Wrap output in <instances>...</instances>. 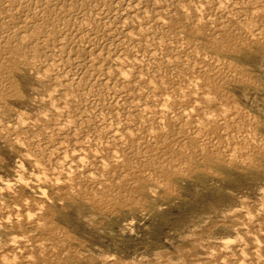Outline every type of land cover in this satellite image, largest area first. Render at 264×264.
I'll return each instance as SVG.
<instances>
[{"label": "rangeland", "instance_id": "1", "mask_svg": "<svg viewBox=\"0 0 264 264\" xmlns=\"http://www.w3.org/2000/svg\"><path fill=\"white\" fill-rule=\"evenodd\" d=\"M263 40L264 0H0V264H264Z\"/></svg>", "mask_w": 264, "mask_h": 264}, {"label": "bare ground", "instance_id": "2", "mask_svg": "<svg viewBox=\"0 0 264 264\" xmlns=\"http://www.w3.org/2000/svg\"><path fill=\"white\" fill-rule=\"evenodd\" d=\"M36 1V0H35ZM46 1V0H45ZM225 1V0H224ZM122 2V1H121ZM139 2V1H138ZM188 2V1H187ZM198 2V1H197ZM19 3V2H18ZM43 3H44V1H43ZM128 3V2H127ZM217 3V2H216ZM158 4V3H157ZM187 4V3H186ZM240 4V3H239ZM25 5V4H24ZM45 5V4H44ZM122 5V4H121ZM206 5V4H205ZM219 4H217V6H218ZM233 5V4H232ZM192 6V5H191ZM197 6V5H196ZM201 6V5H200ZM119 7V6H118ZM222 7V6H221ZM124 8V7H123ZM7 9V8H6ZM51 9V8H50ZM121 9V8H120ZM133 9H134V6H133ZM210 10V9H209ZM230 10V9H229ZM15 11V10H14ZM13 11V12H14ZM152 11V10H151ZM42 12V11H41ZM57 12V11H56ZM155 12V11H154ZM234 12V11H233ZM121 13V12H120ZM229 13H230V11H229ZM240 13V12H239ZM42 14V13H41ZM128 14V13H127ZM145 14V13H144ZM219 14V13H218ZM147 15V14H146ZM197 15V14H196ZM203 15V14H202ZM227 15V14H226ZM19 16V15H18ZM132 16V15H131ZM30 17V16H29ZM144 17V16H143ZM2 18V17H1ZM86 18V17H85ZM93 18H95V17H93ZM121 18V17H120ZM123 18V17H122ZM125 18V17H124ZM161 18V17H160ZM210 18V17H209ZM8 19V18H7ZM74 19V18H73ZM118 19V18H117ZM2 20H3V18H2ZM45 20V19H44ZM100 20V19H99ZM121 20V19H120ZM163 20H165V19H163ZM206 20H207V18H206ZM241 20V19H240ZM255 20V19H254ZM7 21V20H6ZM42 21V20H41ZM95 21V20H94ZM184 21V20H183ZM216 21V20H215ZM122 22V21H121ZM86 23V22H85ZM8 24V23H7ZM40 24V23H39ZM20 25V24H19ZM34 25V24H33ZM73 25V24H72ZM114 25V24H113ZM74 26V25H73ZM159 26H160V24H159ZM222 27V26H221ZM234 27V26H233ZM11 28V27H10ZM209 28H210V26H209ZM214 28V27H213ZM212 28V29H213ZM30 29H31V27H30ZM29 29V30H30ZM156 29V28H155ZM191 29V28H190ZM22 30V29H21ZM85 30H86V28H85ZM150 30V29H149ZM221 30V29H220ZM126 31V30H125ZM207 31V30H206ZM251 31V30H250ZM253 31V30H252ZM77 32V31H76ZM75 32V33H76ZM103 32V31H102ZM209 32V31H208ZM239 32V31H238ZM256 32V31H255ZM254 32V33H255ZM258 32V31H257ZM259 32H261V31H259ZM13 33V32H12ZM20 33V32H19ZM87 33V32H86ZM107 33V32H106ZM233 33H235V32H233ZM250 33V32H249ZM136 34V33H135ZM218 34V33H217ZM257 34V33H256ZM5 35V34H4ZM16 35V34H15ZM130 35V34H129ZM145 35V34H144ZM244 35H246L245 33H244ZM244 35H242V37L244 36ZM12 36V35H11ZM126 36V35H125ZM233 36V35H232ZM237 36V35H236ZM250 35H248L247 37H249ZM252 36H253V33H252ZM252 36H250V37H252ZM260 36V35H259ZM262 36V35H261ZM94 37V36H93ZM134 37V36H133ZM224 37H226V36H224ZM12 38V37H11ZM109 38V37H108ZM136 38V37H135ZM143 38H145V37H143ZM209 38V37H208ZM42 39V38H41ZM40 39V40H41ZM159 39V38H158ZM243 39V38H242ZM250 39V38H249ZM248 39V40H249ZM252 39H256V38H251L250 40H252ZM21 40V39H20ZM23 40V39H22ZM33 40V39H32ZM77 40V39H76ZM93 40H95V38L93 39ZM146 40V39H145ZM112 41V40H111ZM123 41V40H122ZM246 41V40H245ZM264 41V40H263ZM262 41V44L264 43ZM36 42V41H35ZM43 42V41H42ZM131 42V41H130ZM136 42V41H135ZM195 42V41H194ZM254 42V41H253ZM256 42V41H255ZM76 43V42H75ZM101 43V42H100ZM123 43V42H122ZM1 44V43H0ZM81 44V43H80ZM88 44V43H87ZM128 44V43H127ZM194 44V43H193ZM93 45V44H92ZM95 45H96V43H95ZM117 45V44H116ZM115 45V46H116ZM21 46V45H20ZM80 46V45H79ZM82 46V45H81ZM87 46V45H86ZM91 46V45H90ZM235 46V45H234ZM61 47V46H60ZM53 48V47H52ZM81 48V47H80ZM90 48V47H89ZM97 48V47H96ZM77 49V48H76ZM24 50V49H23ZM56 50V49H55ZM59 50V49H58ZM101 50V49H100ZM105 50V49H104ZM119 50V49H118ZM175 50V49H174ZM193 50V49H192ZM191 50V51H192ZM3 51V50H2ZM54 51V50H53ZM142 51L144 52V50L142 49ZM9 52V51H8ZM154 53V52H153ZM152 53V54H153ZM66 54H68V53H66ZM148 54V53H147ZM87 55V54H86ZM90 55V54H89ZM181 55V54H180ZM50 56V55H49ZM145 56V55H144ZM184 56V55H183ZM186 56V55H185ZM86 57V56H85ZM108 57V56H107ZM150 57V56H149ZM3 58V57H2ZM59 58V57H58ZM67 58V57H66ZM73 58V57H72ZM92 57H90V59H91ZM148 58V57H147ZM183 58V57H182ZM88 59V58H87ZM99 59V58H98ZM116 60H118V59H116ZM115 60V61H116ZM129 60V59H128ZM202 60V59H201ZM1 61H3V60H1ZM136 61V60H135ZM209 61V60H208ZM207 61V62H208ZM24 63H25V60L23 61ZM122 62V61H121ZM216 62V61H215ZM227 62V61H226ZM59 63V62H58ZM62 63V62H61ZM134 63V62H133ZM139 63V62H138ZM180 63V62H179ZM212 63V62H211ZM39 64V63H38ZM105 64V63H104ZM114 64V63H113ZM116 64V63H115ZM124 64V63H123ZM130 64V63H129ZM216 64V63H215ZM50 65H52V64H50ZM110 65V64H109ZM87 66V65H86ZM116 66V65H115ZM62 67V66H61ZM93 67V66H92ZM85 68V67H84ZM79 69V68H78ZM127 69V68H126ZM186 69V68H185ZM212 69V68H211ZM171 70V69H170ZM60 71V70H59ZM62 71V70H61ZM86 71V70H85ZM90 71H91V69H90ZM128 71V70H127ZM215 71V70H214ZM213 71V72H214ZM226 71V70H225ZM43 72V71H42ZM79 72V71H78ZM98 72V71H97ZM62 73H63V71H62ZM62 73L61 74H59L60 76L62 75ZM93 73V72H92ZM153 73V72H152ZM58 74V73H57ZM57 74L55 75V76H57ZM78 74V73H77ZM90 74V73H89ZM100 74V73H99ZM107 74V73H106ZM40 75V74H39ZM122 75V74H121ZM218 75V74H217ZM203 76V75H202ZM220 76V75H219ZM53 77V76H52ZM75 77V76H74ZM82 77V76H81ZM130 77V76H129ZM159 77V76H158ZM54 78V77H53ZM59 78V77H58ZM57 78V79H58ZM61 78V77H60ZM89 78V77H88ZM96 78H97V76H96ZM104 78V77H103ZM203 78V77H202ZM227 77H225L224 78V80L226 79ZM55 79H56V77H55ZM70 79V78H69ZM98 79V78H97ZM99 79H100V77H99ZM211 79H212V77H211ZM62 80V79H61ZM60 80V81H61ZM68 79H66V81H67ZM92 80V79H91ZM205 80H206V78H205ZM53 81H55V80H53ZM64 81V80H63ZM63 81H62V83H63ZM95 81V80H94ZM99 81V80H98ZM104 81V80H103ZM249 81V80H248ZM105 82V81H104ZM218 82V81H217ZM213 83V82H212ZM84 84V83H83ZM90 84V83H89ZM193 84V83H192ZM256 84V83H255ZM59 85H60V82H59ZM106 85V84H105ZM67 86V85H66ZM108 86V85H107ZM112 86V85H111ZM133 86V85H132ZM195 86H198V85H195ZM63 87H65V86H63ZM170 87V86H169ZM213 87V86H212ZM86 88H87V86H86ZM100 88V87H99ZM123 88V87H122ZM199 88V87H198ZM68 89V88H67ZM133 89V88H132ZM136 90V89H135ZM135 92V91H134ZM1 93V92H0ZM63 93V92H62ZM141 93V92H140ZM189 93V92H188ZM139 94V93H138ZM166 94V93H165ZM184 94V93H183ZM63 95V94H62ZM100 95V94H99ZM137 95V94H136ZM167 95V94H166ZM203 95V94H202ZM120 96V95H119ZM174 97V96H173ZM84 98V97H83ZM91 98V97H90ZM103 98V97H102ZM206 98V97H205ZM53 99V98H52ZM79 99V98H78ZM187 100V99H186ZM62 102V101H61ZM164 102V101H163ZM219 102V101H218ZM154 103V102H153ZM54 104V103H53ZM56 104V103H55ZM76 104V103H75ZM171 104V103H170ZM193 104V103H192ZM162 105V104H161ZM135 106V105H134ZM101 107V106H100ZM165 107H166V105H165ZM76 108H77V106H76ZM164 108V107H163ZM167 108V107H166ZM170 110V109H169ZM127 111V110H126ZM168 111V110H167ZM228 112V111H227ZM95 113V112H94ZM163 113V112H162ZM161 113V114H162ZM206 113V112H205ZM242 113V112H241ZM113 114H115V113H113ZM173 114V113H172ZM193 114V113H192ZM235 114V113H234ZM246 114V113H245ZM226 115V114H225ZM172 116H174V115H172ZM202 116V115H201ZM236 116V115H235ZM251 116H252V114H251ZM67 118V117H66ZM65 119V118H64ZM86 119V118H85ZM229 119V118H228ZM251 119V118H250ZM46 120V119H45ZM139 120V119H138ZM197 120V119H196ZM85 121V120H84ZM146 122V121H145ZM157 122V121H156ZM252 122V121H251ZM148 123V122H147ZM138 124H140V123H138ZM65 125V124H64ZM157 125V124H156ZM155 125V126H156ZM51 126V125H50ZM195 126V125H194ZM117 127V126H116ZM140 127V126H139ZM131 128H133V127H131ZM162 128H164V127H162ZM197 128V127H196ZM1 129V128H0ZM41 130V129H40ZM108 130V129H107ZM136 131V130H135ZM166 131V130H165ZM222 131H224V130H222ZM236 131V130H235ZM68 132V131H67ZM101 132V131H100ZM221 132V131H220ZM131 133V132H130ZM174 133V132H173ZM235 133V132H234ZM255 133V132H254ZM49 134V133H48ZM205 134V133H204ZM229 134V133H228ZM244 134V133H243ZM114 135V134H113ZM62 136V135H61ZM244 136V135H243ZM92 137V136H91ZM177 137V136H176ZM192 137H194V136H192ZM231 137V136H230ZM97 139V138H96ZM221 139H222V137H221ZM224 139V138H223ZM231 139V138H230ZM90 140V139H89ZM118 140V139H117ZM162 140V139H161ZM259 140V139H258ZM92 141V140H91ZM149 141V140H148ZM190 141V140H189ZM259 141H261V140H259ZM74 142V144H75V141H73ZM73 142H72V144H73ZM188 142V141H187ZM37 143V142H36ZM162 143V142H161ZM213 143V142H212ZM240 143V142H239ZM80 144V143H79ZM176 144V143H175ZM174 144V145H175ZM215 144V143H214ZM226 144V143H225ZM235 144V143H234ZM233 144V145H234ZM77 145V144H76ZM104 145V144H103ZM147 145V144H146ZM182 145V144H181ZM202 145V144H201ZM32 146H34V145H32ZM74 146V145H73ZM81 146V145H80ZM182 146H184V145H182ZM218 146V145H217ZM252 147V146H251ZM73 148V147H72ZM76 147H74L73 149H75ZM80 148V147H79ZM111 148V147H110ZM261 148V147H260ZM169 149V148H168ZM232 149V148H231ZM264 149V148H263ZM71 150V149H70ZM81 150H82V148H81ZM218 150H220V149H218ZM51 151V150H50ZM74 151V150H73ZM77 151H79V149L77 150ZM63 152V151H62ZM65 152V151H64ZM63 152V153H64ZM68 152H70V151H68ZM68 152H66V153H68ZM74 152H76V151H74ZM82 153H83V151H81ZM80 151H79V154L81 153ZM96 152V151H95ZM105 152V151H104ZM112 152V151H111ZM117 152V151H116ZM180 152V151H179ZM219 152V151H218ZM231 152H233V151H231ZM50 153V152H49ZM77 154H78V152H76ZM101 153V152H100ZM113 153V152H112ZM115 153V152H114ZM113 153V154H114ZM215 153H217V152H215ZM234 153V152H233ZM78 154V155H79ZM92 154V153H91ZM116 154V153H115ZM118 154V153H117ZM155 154V153H154ZM224 154V153H223ZM64 155H66V154H64ZM63 155V156H64ZM72 155H74V153H72ZM77 155V156H78ZM131 155H133V154H131ZM214 155V154H213ZM217 155V154H216ZM227 155H228V153H227ZM226 155V156H227ZM243 155V154H242ZM67 156V155H66ZM117 156V155H116ZM120 156V155H119ZM154 156H156V155H154ZM231 156V155H230ZM78 157H82V156H78ZM83 157H84V155H83ZM82 157V158H83ZM132 157V156H131ZM164 157V156H163ZM214 157H215V155H214ZM225 157V156H224ZM228 157V156H227ZM229 158V157H228ZM227 158V159H228ZM62 159V158H61ZM66 159H67V157H66ZM84 159V158H83ZM63 160V159H62ZM76 160V159H75ZM78 160H79V158H78ZM117 160V159H116ZM168 160V159H167ZM229 160V159H228ZM55 161V160H54ZM53 161V162H54ZM123 161V160H122ZM79 162V161H78ZM77 162V163H78ZM81 162V161H80ZM228 162V161H227ZM32 163V162H31ZM35 163V162H34ZM105 163V162H104ZM35 164H38V163H35ZM83 164V163H82ZM86 165V164H85ZM66 166V165H65ZM77 166V165H76ZM79 166V165H78ZM84 166V165H83ZM73 167H75V166H73ZM85 167V166H84ZM90 167V166H89ZM69 168H70V166H69ZM46 169V168H45ZM79 169V168H78ZM136 169V168H135ZM171 169V168H170ZM184 169V168H183ZM65 170H66V167H65ZM72 170H74V169H72ZM58 171V170H57ZM72 172V171H71ZM87 172V171H86ZM165 172V171H164ZM50 173V172H49ZM56 173V172H55ZM59 173V172H58ZM90 173V172H89ZM110 173V172H109ZM71 175V174H70ZM122 175V174H121ZM184 175V174H183ZM43 176V175H42ZM41 176V177H42ZM73 176V175H72ZM88 176V175H87ZM107 176V175H106ZM57 177H59V176H57ZM69 177V176H68ZM85 177V176H84ZM113 177V176H112ZM22 179V178H21ZM38 179H39V176H38ZM45 179H47V178H45ZM51 179V178H50ZM50 179H49V181H50ZM52 179H53V176H52ZM56 180V179H55ZM60 180V179H59ZM103 180V179H102ZM154 180V179H153ZM46 181V180H45ZM49 181H47V182H49ZM52 181V180H51ZM50 181V182H51ZM66 181V180H65ZM75 181V180H74ZM61 182V181H60ZM24 183V182H23ZM46 183V182H45ZM44 182H43V185L45 184ZM62 183V182H61ZM85 183V182H84ZM88 183V182H87ZM104 183V182H103ZM10 184V183H9ZM48 185H49V183H47ZM51 184H53V183H51ZM50 184V185H51ZM107 184V183H106ZM36 185V184H35ZM131 185V184H130ZM77 187V186H76ZM109 187V186H108ZM127 187V186H126ZM29 188V187H28ZM37 188V187H36ZM97 188V187H96ZM45 190V189H44ZM34 191V190H33ZM73 191V190H72ZM85 191V190H84ZM98 191V190H97ZM116 192V191H115ZM176 192V191H175ZM43 193V192H42ZM115 194V193H114ZM125 194V193H124ZM153 195V194H152ZM46 196V195H45ZM41 197V196H40ZM44 197V196H43ZM124 197V196H123ZM46 198V197H45ZM131 198V197H130ZM113 201V200H112ZM32 202V201H31ZM98 202V201H97ZM114 202V201H113ZM116 202V201H115ZM136 202V201H135ZM28 203V202H27ZM133 204V203H132ZM28 205V204H27ZM33 206V205H32ZM125 208V207H124ZM3 209V208H2ZM39 209H40V207H39ZM17 210V209H16ZM41 210V209H40ZM8 212V211H7ZM17 212V211H16ZM31 214V213H30ZM249 214V213H248ZM25 215H27V214H25ZM33 215V214H32ZM245 215V214H244ZM29 217V216H28ZM32 217V216H31ZM4 219V218H3ZM264 219V218H263ZM2 220V219H1ZM16 220V219H15ZM19 220V219H18ZM34 221V220H33ZM10 223V222H9ZM256 224V223H255ZM28 225V224H27ZM11 226V225H10ZM36 228V227H35ZM18 239V238H17ZM23 239V238H22ZM230 241V240H229ZM228 241V242H229ZM227 242V241H226ZM231 242V244H232V241H230ZM250 242V241H249ZM7 243V242H6ZM37 243V242H36ZM228 244V243H227ZM230 244V243H229ZM251 244V243H250ZM11 245V244H10ZM18 245V244H17ZM44 245V244H43ZM38 246V245H37ZM242 247V246H241ZM244 247V246H243ZM255 248V247H254ZM38 250V249H37ZM241 250V249H240ZM259 250V249H258ZM21 251V250H20ZM242 251V250H241ZM254 251V250H253ZM19 252V251H18ZM24 252V251H23ZM256 252V251H255ZM15 253V252H14ZM38 253V252H37ZM243 253H244V251H243ZM250 254V253H249ZM253 254V253H252ZM259 254V253H258ZM239 255L241 256V254H240V252H239ZM243 255V254H242ZM12 257V256H11ZM242 257H244V256H242ZM10 257H8V259H9ZM13 258V257H12ZM63 258V257H62ZM91 258V257H90ZM245 258V257H244ZM262 258V257H261ZM41 259V258H40ZM237 259V258H236ZM5 260H7V259H5ZM221 260H222V258H221ZM241 260V259H240ZM239 260V261H240ZM42 261V260H41ZM56 261V260H55ZM142 261V260H141ZM234 261V260H233ZM236 261V260H235ZM234 261V263H236ZM238 261V263H241V261L243 262V260H241L240 262ZM222 262H223V260H222ZM225 262V261H224ZM4 263V262H3ZM237 263V264H238ZM250 263V262H249ZM110 264V263H109ZM223 264V263H222ZM229 264V263H228ZM245 264V263H244Z\"/></svg>", "mask_w": 264, "mask_h": 264}]
</instances>
